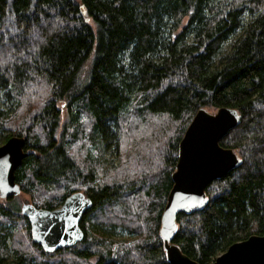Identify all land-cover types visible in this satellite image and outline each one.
<instances>
[{
	"label": "trees",
	"instance_id": "trees-1",
	"mask_svg": "<svg viewBox=\"0 0 264 264\" xmlns=\"http://www.w3.org/2000/svg\"><path fill=\"white\" fill-rule=\"evenodd\" d=\"M0 96L4 141L22 136L30 152L15 171L21 192L45 209L75 191L92 200L83 239L49 253L13 196L0 198V264H170L159 220L201 107L239 112L219 143L241 164L208 184L202 210L177 216L172 242L205 264L264 235V0H0ZM121 135L138 146L104 173L99 156ZM118 227L139 239L111 257Z\"/></svg>",
	"mask_w": 264,
	"mask_h": 264
},
{
	"label": "water",
	"instance_id": "water-1",
	"mask_svg": "<svg viewBox=\"0 0 264 264\" xmlns=\"http://www.w3.org/2000/svg\"><path fill=\"white\" fill-rule=\"evenodd\" d=\"M239 122L240 114L235 108L221 106L209 111L201 107L178 142L171 187L158 227L165 259L170 264H201L172 242L177 230V216L202 210L207 203L208 184L241 164V158L234 149L219 143ZM29 153L22 136H10L0 145V198L21 193L15 180V171ZM91 206L89 197L81 191H75L59 207L45 209L24 202L20 212L27 219L32 240L43 251L52 253L69 248L83 239L80 220ZM205 264H264V235L253 234L236 241Z\"/></svg>",
	"mask_w": 264,
	"mask_h": 264
},
{
	"label": "rangeland",
	"instance_id": "rangeland-1",
	"mask_svg": "<svg viewBox=\"0 0 264 264\" xmlns=\"http://www.w3.org/2000/svg\"><path fill=\"white\" fill-rule=\"evenodd\" d=\"M185 21V19H184ZM3 99L1 98L0 96V108H5L6 107V104L5 102L3 103L2 101ZM59 107L61 108L62 110V113H61V121L64 122L65 118H66V109L65 107H63V105L58 104ZM212 111V110H210ZM139 126V125H137ZM142 127V126H141ZM140 127V128H141ZM142 132L144 133V136L146 139L148 137H150V133H152L150 131V129H145V130H142ZM9 132L5 131V132H2L0 133V145L4 142V137L6 135H8ZM119 138H120V135H119ZM121 146H120V149L119 151L116 153L114 151H112L111 149H106L102 152V154L99 156L101 159V161L99 160V167H103V172L104 173H109V169H113V168H120L121 163L122 162V156H126L127 153H132L135 148L138 146L136 144V141H133L131 142V140H126L127 138L123 135H121ZM138 141V139H137ZM161 148V147H160ZM159 148V149H160ZM159 149L157 151H159ZM155 151V149H153ZM97 151H102V150H98L96 148H93L92 149V154L96 157L97 155ZM120 166V167H119ZM156 173V171H154ZM100 177V176H98ZM80 190H85V187L84 186H80L79 187ZM13 202L14 204L18 203V206L20 208L21 204L24 203V202H28V203H32L33 198H32V195L27 193V192H21L19 195L17 196H14L13 197ZM3 201V200H2ZM4 202V201H3ZM2 202V203H3ZM166 202V200H165ZM33 204V203H32ZM34 205V204H33ZM61 204H59L57 207H59ZM6 226L8 228L11 229V232L12 234L14 235L16 232H18V230H20V232H23L24 230L21 229L22 228V225H21V221L20 220H17V222H14L12 223L11 220H8L7 223H6ZM138 234H135V233H130L127 229L125 228H121V227H118L116 228L115 230V233L114 235L112 236L111 240H110V245H111V248H110V251H111V257H115L116 254L118 253H121V252H125V247L127 246H135V244L137 245V242H138ZM11 239V238H10ZM7 239V247L10 249L12 248V239ZM19 243V240L16 241V244L18 245ZM102 252H104V250H102ZM96 257L93 256L91 257V261L94 262V259Z\"/></svg>",
	"mask_w": 264,
	"mask_h": 264
}]
</instances>
